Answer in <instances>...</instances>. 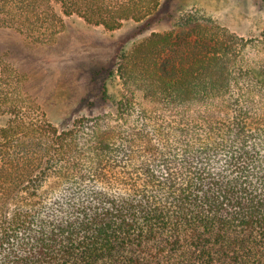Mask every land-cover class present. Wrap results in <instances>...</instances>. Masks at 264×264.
Segmentation results:
<instances>
[{"label":"trees","instance_id":"16d2710c","mask_svg":"<svg viewBox=\"0 0 264 264\" xmlns=\"http://www.w3.org/2000/svg\"><path fill=\"white\" fill-rule=\"evenodd\" d=\"M163 1L0 0V29L47 43ZM180 29L118 53L115 112L62 128L1 45L0 264H264V29Z\"/></svg>","mask_w":264,"mask_h":264},{"label":"rangeland","instance_id":"374dc122","mask_svg":"<svg viewBox=\"0 0 264 264\" xmlns=\"http://www.w3.org/2000/svg\"><path fill=\"white\" fill-rule=\"evenodd\" d=\"M157 14L161 19L129 20L114 30L76 15L64 17L61 32L47 43H32L15 31L0 29V49L12 48L8 57L28 78L26 91L62 128L82 115L116 111L122 91L115 72L118 53L151 32L188 30L200 17L245 37L264 29V0H164ZM188 18L192 21L185 24Z\"/></svg>","mask_w":264,"mask_h":264}]
</instances>
